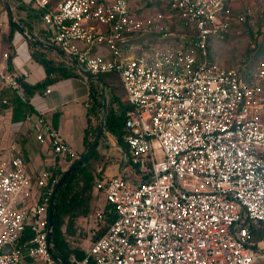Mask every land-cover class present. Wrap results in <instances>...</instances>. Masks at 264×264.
Wrapping results in <instances>:
<instances>
[{
	"label": "built area",
	"instance_id": "obj_1",
	"mask_svg": "<svg viewBox=\"0 0 264 264\" xmlns=\"http://www.w3.org/2000/svg\"><path fill=\"white\" fill-rule=\"evenodd\" d=\"M21 1L42 10L50 44L78 70L118 76L128 105L123 156L135 178L96 172L94 189L115 218L106 223L104 210L95 214L106 230L71 263L263 261L264 235L256 240L253 230L264 224V60L248 70L225 67L210 59L209 43L263 17L264 7ZM24 81L0 74V84L17 92ZM24 121H33L36 140L50 147L55 169L32 181L15 148L0 140V264H62L52 252L49 208L59 177L77 158L44 112Z\"/></svg>",
	"mask_w": 264,
	"mask_h": 264
},
{
	"label": "crops",
	"instance_id": "obj_2",
	"mask_svg": "<svg viewBox=\"0 0 264 264\" xmlns=\"http://www.w3.org/2000/svg\"><path fill=\"white\" fill-rule=\"evenodd\" d=\"M2 4L0 3V74L11 73L17 75L21 81H24V77H27L23 83L29 87H33L36 84L42 83L47 77L39 59L47 60L53 65L77 71L78 73L75 77L67 78H56L55 74H51L50 78L54 80L53 83L47 85L44 89L33 91L29 96L24 92L23 88L22 92H17L10 87L0 84V140L3 146L15 148L17 154L26 163L27 174L34 181L40 171H54L56 157L47 144H41L36 140L33 121L30 124L26 123L24 121L26 115L44 112L46 119L57 130L63 142L71 148L74 157L78 159L85 150V133L88 131V139L92 135V131L88 126L89 119L91 126H93L96 117L99 116L101 120L103 118L102 95L105 97L106 114L108 101L112 102V107L116 110H118L119 104H123L126 107L128 105L118 76L111 77L109 76L111 74L94 76L90 73L89 75L86 74L88 73L87 71L78 70L70 60L50 44L47 38V28L39 17L29 16L30 10L29 12H25L24 9L26 8H23L21 11L26 16H11L10 13L13 8L9 9V5L7 6L5 1H2ZM26 5H29L33 10H39L33 8L30 4ZM235 10L236 12L241 11V9ZM10 22H14L16 26L12 34H10ZM141 40L138 39L133 44L149 43L154 38L150 36ZM6 53L7 57L4 58L3 54ZM102 53L107 54L103 50ZM114 78H118V84L111 82ZM90 86L100 93L102 102L101 111L92 108L91 99L89 98ZM48 87L51 88V92L44 95V90ZM28 107L31 109V112L28 111ZM101 120H99V125ZM102 134L104 138L101 143L111 148L112 151H109V155L114 158L110 162H101V165H105L102 168V172L104 173L106 168H110L111 173L109 174H123L129 178L127 176V169H129L128 175L134 179L135 170L131 166L130 168L127 167L123 156L125 152L119 147L112 136L108 135L105 131ZM100 145L98 146V152L99 154H103L100 150ZM96 175L97 173L93 172V177H96ZM93 194L99 195L102 199L101 195L94 189V183L91 196ZM105 208L106 205L102 199V203L97 206L93 215L94 226L90 224L88 226V244H86V248H82L81 250L84 254L92 242L100 236L99 234H101L102 229L105 227L95 221V214L101 210H105ZM80 219L86 220L84 216H80L74 218L70 223L66 222L62 227L63 232L65 233L69 229L74 231ZM72 259H74L73 256L70 257V260Z\"/></svg>",
	"mask_w": 264,
	"mask_h": 264
},
{
	"label": "trees",
	"instance_id": "obj_3",
	"mask_svg": "<svg viewBox=\"0 0 264 264\" xmlns=\"http://www.w3.org/2000/svg\"><path fill=\"white\" fill-rule=\"evenodd\" d=\"M23 9V8H20ZM33 16L41 17L42 10H33L31 8L30 14ZM30 16V15H29ZM10 34L16 29L15 23L10 22ZM44 67L46 73V79L39 84L29 87L28 85L21 82L24 92L29 96L35 90L44 89L47 85L53 83V79L50 78L51 74H55L56 78H67L75 77L78 75L77 71H72L68 69L61 68L59 66L53 65L51 62L39 59ZM10 67V66H9ZM91 80V79H90ZM89 98L91 99L92 108L101 111L102 102L100 93H98L94 88L90 86ZM29 112L31 109L27 108ZM128 107L123 104H119L118 110L112 107V102L107 103V114L105 117V132L112 136L117 142L119 147L126 153L127 148L123 141V136L125 134L124 122L125 113ZM101 115V112H100ZM100 117H96L94 120V125L91 126V121L89 119L88 126L92 131L90 139H88V131L85 133L84 137V152L90 147L94 141L96 132L99 127ZM104 135L102 134L96 144V147L88 156V158L76 166L64 179L56 193L52 196V227L50 242L52 244V252L54 255L63 263L70 264V257L73 256L75 260L80 261L84 257V252L81 250H70L65 244V236L62 227L66 222L70 223L74 218L80 216H86L89 211V204L91 200V192L93 189V172H92V161L99 158L98 146L100 145ZM106 223H110L114 220L115 214L112 208L107 205L104 210ZM106 230V227L102 229L101 234ZM99 234V235H101ZM264 235V224H260L253 230V236L256 240H259ZM99 237V236H98ZM72 264V263H71Z\"/></svg>",
	"mask_w": 264,
	"mask_h": 264
},
{
	"label": "rangeland",
	"instance_id": "obj_4",
	"mask_svg": "<svg viewBox=\"0 0 264 264\" xmlns=\"http://www.w3.org/2000/svg\"><path fill=\"white\" fill-rule=\"evenodd\" d=\"M6 1L11 9V16H26L21 11L20 8H26L24 11L31 10L29 5L24 4L21 0H0ZM59 0H50L51 4L57 3ZM167 0H135V4L143 3L148 6L155 7L157 9H164ZM232 7L238 10H242L245 6L253 5L255 7H264V0H232ZM3 6V4H2ZM236 11V10H235ZM30 16L33 14L29 12ZM256 18L252 24L234 25L231 29V33L224 40L220 42H210L209 43V56L212 61L219 63L225 67L241 68L248 70L255 66L256 62L259 60H264V16ZM144 37L143 39H146ZM142 38H139L141 40ZM142 41V40H141ZM111 77H116V75H109ZM114 84H118V78L111 80ZM101 120V118L99 119ZM98 120V121H99ZM99 123V122H98ZM100 150L103 154H99V158L92 161V172H102V168L105 165H101L103 161H112L114 158L109 155V151H112L109 146H104L102 143L100 145ZM127 167L130 168L128 163ZM101 170V171H100ZM111 169L106 168L104 174L111 175L109 173ZM129 169H127V176L129 175ZM133 179V178H131ZM93 190V189H92ZM102 203V199L99 195L93 194L91 196L89 211L85 217L86 220H79L75 226V230H67L64 233L65 244L68 249H80L86 248L88 244V226L89 224L94 226L93 215L95 209L99 204ZM86 222V223H85ZM255 264H264L263 261H256Z\"/></svg>",
	"mask_w": 264,
	"mask_h": 264
},
{
	"label": "water",
	"instance_id": "obj_5",
	"mask_svg": "<svg viewBox=\"0 0 264 264\" xmlns=\"http://www.w3.org/2000/svg\"><path fill=\"white\" fill-rule=\"evenodd\" d=\"M6 2V1H5ZM7 4V2H6ZM8 6V4H7ZM89 75V73H86ZM102 99H103V118L100 122V125H99V128H98V131L96 133V136H95V139L94 141L92 142V144L90 145V147L69 167V169L61 175L58 183L56 184L55 186V189H54V192H53V195L56 193L57 189L59 188V186L61 185V183L64 181V179L67 177V175L76 167L78 166L80 163H82L83 161H85L88 156L91 154V152L94 150V148L96 147V144L101 136V134L105 131V125H104V119H105V116H106V103H105V97L104 95H102ZM52 217H53V210H52V203L50 204V208H49V216H48V220H49V227L51 228L52 227ZM51 235V233L49 234V236ZM54 255V254H53ZM54 257H56L54 255ZM62 264H66V263H63L61 262Z\"/></svg>",
	"mask_w": 264,
	"mask_h": 264
}]
</instances>
